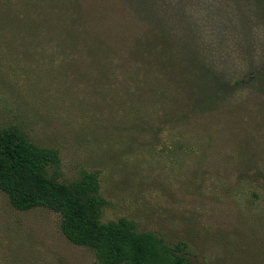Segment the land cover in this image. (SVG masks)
Here are the masks:
<instances>
[{"label":"rangeland","instance_id":"rangeland-1","mask_svg":"<svg viewBox=\"0 0 264 264\" xmlns=\"http://www.w3.org/2000/svg\"><path fill=\"white\" fill-rule=\"evenodd\" d=\"M143 4L201 22L214 79L173 82L135 51L149 41ZM108 16L115 29L92 42ZM10 126L59 152L61 182L98 175L103 222L184 243L193 264H264V0H0ZM0 264L98 263L60 215L18 211L0 191Z\"/></svg>","mask_w":264,"mask_h":264},{"label":"trees","instance_id":"trees-1","mask_svg":"<svg viewBox=\"0 0 264 264\" xmlns=\"http://www.w3.org/2000/svg\"><path fill=\"white\" fill-rule=\"evenodd\" d=\"M116 8L109 6L108 14L115 13ZM138 9V15L148 13L152 18L143 22L149 41L144 46L137 40L138 54L141 49V54L155 57L164 71L168 69L173 82L214 79L211 60L204 58L206 52L201 48L206 44L196 32L201 22L167 18L176 7L166 4H143ZM178 12L182 13V6ZM109 18L101 20L103 32L94 35L92 42L102 41L103 35L115 29L114 19ZM59 163L56 149L35 145L19 127L0 130V191L8 196L14 209L43 207L60 215L63 235L74 245L92 249L98 264H193L184 243L170 244L155 232L138 231L127 218L103 222L106 200L100 194L98 175L85 173L78 181L64 183L49 173V168Z\"/></svg>","mask_w":264,"mask_h":264}]
</instances>
